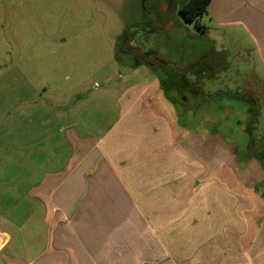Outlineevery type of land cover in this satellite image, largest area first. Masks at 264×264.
<instances>
[{
  "label": "crops",
  "instance_id": "1",
  "mask_svg": "<svg viewBox=\"0 0 264 264\" xmlns=\"http://www.w3.org/2000/svg\"><path fill=\"white\" fill-rule=\"evenodd\" d=\"M206 14L211 25L198 20L200 32L224 50L247 37L241 56L264 74V0H211ZM171 75L162 68L122 89L97 133L86 122L64 128L66 158L44 159L53 166L20 189L35 209L22 224L4 220L0 264H264V154L251 142L241 153L236 136L204 124L207 97L231 91L200 83L190 91ZM249 79L258 97L251 89L234 97L259 104L249 111L256 122L264 77L253 70ZM26 224L30 240L11 245Z\"/></svg>",
  "mask_w": 264,
  "mask_h": 264
},
{
  "label": "rangeland",
  "instance_id": "2",
  "mask_svg": "<svg viewBox=\"0 0 264 264\" xmlns=\"http://www.w3.org/2000/svg\"><path fill=\"white\" fill-rule=\"evenodd\" d=\"M185 1L0 0V230L4 220L22 224L35 209L20 189L53 166H44V159L66 158L69 124L86 122L97 133L98 123L101 128L116 115L120 91L154 79L162 68L178 87L192 91L200 83L231 91L232 98L207 97L200 110L204 124L236 136L241 153L252 142L253 152L264 154V109L254 122L249 111L259 104L234 97L249 89L248 96L258 97L249 76L255 70L264 77L258 63L241 56L250 40L242 35L224 50L213 32L182 18ZM199 22L211 25L206 12ZM219 55L223 61H213ZM153 61L160 62L151 70ZM175 91L169 93L180 103ZM26 226L11 245L17 237L30 240Z\"/></svg>",
  "mask_w": 264,
  "mask_h": 264
},
{
  "label": "trees",
  "instance_id": "3",
  "mask_svg": "<svg viewBox=\"0 0 264 264\" xmlns=\"http://www.w3.org/2000/svg\"><path fill=\"white\" fill-rule=\"evenodd\" d=\"M210 1L211 0H187L180 6L178 12L185 21L194 22V25L197 29H202L198 23V20L207 11V6ZM255 116L256 114H253V117ZM255 155H258L260 158L263 157V154L260 153Z\"/></svg>",
  "mask_w": 264,
  "mask_h": 264
},
{
  "label": "water",
  "instance_id": "4",
  "mask_svg": "<svg viewBox=\"0 0 264 264\" xmlns=\"http://www.w3.org/2000/svg\"><path fill=\"white\" fill-rule=\"evenodd\" d=\"M5 241H6V236L0 233V250L3 248Z\"/></svg>",
  "mask_w": 264,
  "mask_h": 264
}]
</instances>
